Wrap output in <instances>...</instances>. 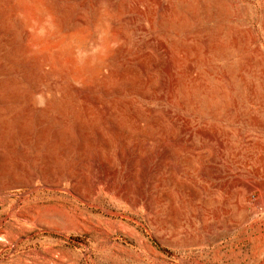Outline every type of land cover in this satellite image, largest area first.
<instances>
[{"label":"rangeland","instance_id":"obj_1","mask_svg":"<svg viewBox=\"0 0 264 264\" xmlns=\"http://www.w3.org/2000/svg\"><path fill=\"white\" fill-rule=\"evenodd\" d=\"M0 264H264V0H0Z\"/></svg>","mask_w":264,"mask_h":264}]
</instances>
